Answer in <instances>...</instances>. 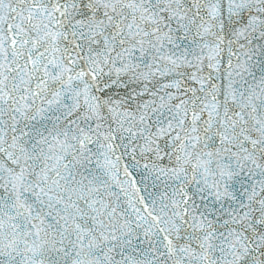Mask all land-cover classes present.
Masks as SVG:
<instances>
[{
  "label": "snow or ice",
  "instance_id": "snow-or-ice-1",
  "mask_svg": "<svg viewBox=\"0 0 264 264\" xmlns=\"http://www.w3.org/2000/svg\"><path fill=\"white\" fill-rule=\"evenodd\" d=\"M0 264H264V0H0Z\"/></svg>",
  "mask_w": 264,
  "mask_h": 264
}]
</instances>
